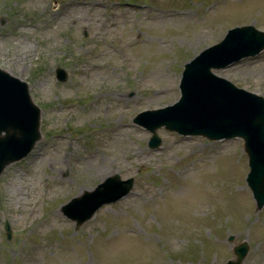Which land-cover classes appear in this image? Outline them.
I'll return each mask as SVG.
<instances>
[{"label":"rangeland","instance_id":"1","mask_svg":"<svg viewBox=\"0 0 264 264\" xmlns=\"http://www.w3.org/2000/svg\"><path fill=\"white\" fill-rule=\"evenodd\" d=\"M242 25L264 31V0H0V68L41 111V139L0 175V264H211L233 258L229 235L264 264L242 140L159 128L151 149L132 121L177 101L184 63ZM215 73L264 97V50ZM114 174L133 179L125 197L79 227L63 215Z\"/></svg>","mask_w":264,"mask_h":264},{"label":"water","instance_id":"2","mask_svg":"<svg viewBox=\"0 0 264 264\" xmlns=\"http://www.w3.org/2000/svg\"><path fill=\"white\" fill-rule=\"evenodd\" d=\"M264 49V32L253 26L227 31L224 38L203 49L184 65L179 83L180 98L172 106L138 114L133 122L148 129L149 148L160 145L156 130L160 127L182 135H201L210 140L239 137L248 156L246 181L256 206L264 204V98L237 88L212 70L225 68ZM63 81L65 74L57 71ZM39 108L33 103L27 83L0 69V174L4 168L24 158L40 139ZM133 179L107 177L92 191H84L62 207L63 213L80 226L103 204L125 196ZM9 237V227L6 224ZM233 241V236L228 238ZM234 258L226 263L241 264L248 245L233 246Z\"/></svg>","mask_w":264,"mask_h":264},{"label":"bare ground","instance_id":"3","mask_svg":"<svg viewBox=\"0 0 264 264\" xmlns=\"http://www.w3.org/2000/svg\"><path fill=\"white\" fill-rule=\"evenodd\" d=\"M180 188H181V186L178 185L177 187H175V188L173 189V190H174L173 192H176V191L178 192V190H179ZM183 190H184V187H183L182 190H179V192H180V191H183Z\"/></svg>","mask_w":264,"mask_h":264}]
</instances>
